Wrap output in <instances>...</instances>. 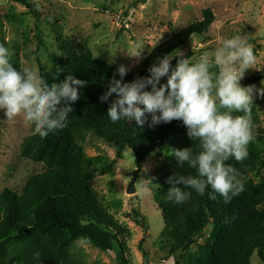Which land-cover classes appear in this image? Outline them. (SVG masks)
<instances>
[{"label":"trees","instance_id":"16d2710c","mask_svg":"<svg viewBox=\"0 0 264 264\" xmlns=\"http://www.w3.org/2000/svg\"><path fill=\"white\" fill-rule=\"evenodd\" d=\"M13 1L31 9L25 0ZM203 17L202 21L165 37L136 72L127 73L124 82L150 75L148 69L159 57L172 52L174 55L192 38L208 33L215 16L207 9ZM0 44L7 46L1 33ZM66 44L54 55L51 70L40 65L41 77L51 86L71 74L85 81L86 86L80 88L79 100L71 103L73 112L68 115L66 127L44 138L32 134L21 145V156L43 165L44 170L31 176L20 193L6 188L0 194V264H87L84 253L75 244L77 240L103 252L119 253L122 264H131L127 257L130 229L102 205L91 186L98 173L105 175L114 168L116 160L103 155L86 156L82 144L89 138L111 147H130L135 154L137 174L158 150L166 149L154 201L163 214L162 241L175 264H252L255 254L264 264V184H257L252 178L264 172V150L250 143L246 159L226 161L238 170L245 186L229 203L219 194L216 200L209 199L210 188L204 196L192 191L191 198L183 204L168 200L169 176L176 172L195 175L187 164L179 167L172 149L192 147L195 153L200 150L199 142L188 138L182 121L152 128L147 123L140 127L135 120L113 123L107 116L109 103H101L99 97L118 66L96 59L86 40ZM191 56L185 55L189 59ZM175 63L174 59L173 66ZM13 67L19 70L18 66ZM260 78L247 83L253 84ZM251 107L255 139L263 142L264 129L256 108ZM208 228L215 248L200 247L193 253L192 247ZM144 243L145 240L139 248L148 261ZM37 252L39 260L34 255Z\"/></svg>","mask_w":264,"mask_h":264},{"label":"rangeland","instance_id":"374dc122","mask_svg":"<svg viewBox=\"0 0 264 264\" xmlns=\"http://www.w3.org/2000/svg\"><path fill=\"white\" fill-rule=\"evenodd\" d=\"M25 1L31 9L13 0H0V33L9 50L10 63L19 70L25 67L36 70L40 76V65L51 70L53 57L61 47L84 40L96 59L112 66L123 64L130 69L128 73H134L165 37L202 21L204 11L212 10L215 22L208 33L192 38L179 51L184 55L191 53L190 60L195 63L204 52H214L224 39L235 35L245 37L253 47L256 62L245 71L240 84L254 86L252 106L264 129V94H261L264 92V0ZM136 53L140 56L134 57ZM258 77L262 79L247 83ZM33 131L34 125L25 124L21 118L9 121L4 110H0V194L6 188L20 193L31 176L43 172V165L21 156V145ZM258 141L251 143L264 150V141ZM82 146L88 157L103 155L116 160L114 168L105 175L98 173L91 186L102 205L130 229L127 244L130 263L175 264V258L169 256L163 244V214L154 201L166 149L158 150L137 174L135 154L130 147H111L94 138L87 139ZM252 178L257 184H264V172ZM134 179L135 192L130 193ZM210 232L208 228L197 239L193 253L200 247L215 248V243L209 240ZM143 240L148 261L139 248ZM75 244L84 253L87 264H122L119 253L103 252L79 240ZM252 264H262L257 254Z\"/></svg>","mask_w":264,"mask_h":264},{"label":"clouds","instance_id":"9594fccd","mask_svg":"<svg viewBox=\"0 0 264 264\" xmlns=\"http://www.w3.org/2000/svg\"><path fill=\"white\" fill-rule=\"evenodd\" d=\"M174 52L153 62L150 75L132 82H124L130 69L119 65L100 102L109 103L107 116L113 123L134 119L138 126L147 123L152 128L182 121L188 138L198 141L200 150L172 149L179 167L187 164L195 175L176 172L169 176L167 199L183 204L192 191L204 196L210 188L209 199L216 200L219 194L229 203L245 186L238 170L226 161L246 159L248 145L255 140L251 118L254 86L240 84L245 71L256 62L253 47L245 37L235 35L224 39L211 54H201L195 63L183 52ZM162 78L166 80L162 82ZM85 86V81L71 74L49 86L36 70L14 68L8 48L0 44V110L9 121L21 118L34 125V135L44 138L66 127L73 112L71 103L79 100V90ZM34 255L39 260L40 253Z\"/></svg>","mask_w":264,"mask_h":264},{"label":"water","instance_id":"95a60500","mask_svg":"<svg viewBox=\"0 0 264 264\" xmlns=\"http://www.w3.org/2000/svg\"><path fill=\"white\" fill-rule=\"evenodd\" d=\"M135 182H136L135 179L131 182V185H130V193H134L135 192Z\"/></svg>","mask_w":264,"mask_h":264}]
</instances>
